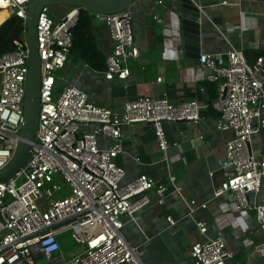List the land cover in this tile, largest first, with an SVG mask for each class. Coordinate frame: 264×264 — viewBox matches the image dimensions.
Instances as JSON below:
<instances>
[{
  "label": "built area",
  "instance_id": "built-area-1",
  "mask_svg": "<svg viewBox=\"0 0 264 264\" xmlns=\"http://www.w3.org/2000/svg\"><path fill=\"white\" fill-rule=\"evenodd\" d=\"M30 1L0 0V11L8 14L0 27L12 17L23 25L12 48L0 55V169L13 157L23 125L28 72L25 13ZM163 2L155 0L156 5ZM77 16L74 6L59 19L48 6L37 13L38 120L25 163L0 182V264H142L122 234V218L133 219L146 207L150 192L162 203L164 192L178 187L170 175L167 181L140 174L123 182L124 169L115 163L116 156L124 153L123 127L150 125L165 158L163 123L197 124L201 119L195 98L174 104L164 96L147 94L124 101L120 109L90 102L63 72ZM95 16L112 41L103 77L125 80L130 75L129 59L139 56L132 13L126 9ZM153 18L160 21L157 14ZM198 67L208 69L205 79L216 83L211 107L218 115L213 126L230 133L223 143L229 170L213 195H224L235 211L252 216L260 237L243 243L264 258V54L248 61L228 42L224 52L200 53ZM98 135L106 137L105 145H100ZM255 138L261 141L256 153L251 148ZM196 206L194 200L187 202V214ZM166 220L175 223L170 216ZM195 226L203 238L190 246L192 264H228L234 252L222 237L207 236L204 221ZM62 233L80 250L65 255L59 242Z\"/></svg>",
  "mask_w": 264,
  "mask_h": 264
},
{
  "label": "crops",
  "instance_id": "crops-1",
  "mask_svg": "<svg viewBox=\"0 0 264 264\" xmlns=\"http://www.w3.org/2000/svg\"><path fill=\"white\" fill-rule=\"evenodd\" d=\"M191 1L201 15L200 53L224 52L229 42L241 49L248 61L264 54V0ZM222 1L226 3L220 4ZM57 6L56 11L50 7L55 19L70 8ZM129 10L139 56L129 59L130 75L125 80H106L104 69L90 67L70 51L64 74L97 105L120 109L124 101L147 94L164 96L174 104L195 98L201 105V119L197 124L163 123L165 158L161 157L150 125L123 127L124 153L115 158V163L124 169L123 182L140 174L167 181L170 175L178 187V191L169 187L162 203L150 192L146 207L133 219L122 218L123 236L135 247L142 264H192L190 246L203 238L195 222L204 221L206 235L221 236L226 247L234 252L228 264H264V258L251 253L243 243L244 239L255 241L260 237L252 216L235 211L224 195H213L229 170L223 143L230 133L217 131L213 126L218 115L211 107L216 83L205 79L208 69L199 68L197 60L185 54L177 0H164L161 5H156L155 0H135ZM154 14L160 21L154 20ZM92 33L105 62L112 41L106 26L95 15ZM98 140L100 145L107 143L103 135H98ZM190 200L196 201L197 206L188 215L186 203ZM202 203L204 208L199 207ZM167 216L175 221L173 225L167 222ZM59 242L65 255L80 250L65 233L59 235Z\"/></svg>",
  "mask_w": 264,
  "mask_h": 264
},
{
  "label": "water",
  "instance_id": "water-1",
  "mask_svg": "<svg viewBox=\"0 0 264 264\" xmlns=\"http://www.w3.org/2000/svg\"><path fill=\"white\" fill-rule=\"evenodd\" d=\"M135 0H31L25 13V41L28 49V72L23 100V125L20 139L13 157L0 169V182L9 179L25 163L34 140L40 106V61L37 55L36 18L43 6H74L93 15H108L129 9ZM178 27L186 55L198 62L199 48V9L191 0H177ZM190 51V53H188Z\"/></svg>",
  "mask_w": 264,
  "mask_h": 264
},
{
  "label": "trees",
  "instance_id": "trees-1",
  "mask_svg": "<svg viewBox=\"0 0 264 264\" xmlns=\"http://www.w3.org/2000/svg\"><path fill=\"white\" fill-rule=\"evenodd\" d=\"M94 15L78 8V16L71 29L72 46L70 52L82 59L87 65L97 70L105 67L104 56L96 49L92 27ZM23 29L22 21L12 17L0 27V55L10 50L13 41L19 38Z\"/></svg>",
  "mask_w": 264,
  "mask_h": 264
},
{
  "label": "rangeland",
  "instance_id": "rangeland-1",
  "mask_svg": "<svg viewBox=\"0 0 264 264\" xmlns=\"http://www.w3.org/2000/svg\"><path fill=\"white\" fill-rule=\"evenodd\" d=\"M59 6H63V5H59ZM58 6L56 5V6H51V9H53V11H56V8H57ZM67 7V6H66ZM68 7H72V6H68ZM8 17V14L6 13V12H4V11H1L0 12V22L2 23L6 18ZM260 139L259 138H255V139H253V141H252V143H251V148H252V151L254 152V153H256L257 151H259L260 150ZM73 242V241H72ZM73 245H76L74 242L72 243ZM77 246V245H76ZM39 262H43V261H39ZM38 262V263H39Z\"/></svg>",
  "mask_w": 264,
  "mask_h": 264
},
{
  "label": "bare ground",
  "instance_id": "bare-ground-1",
  "mask_svg": "<svg viewBox=\"0 0 264 264\" xmlns=\"http://www.w3.org/2000/svg\"><path fill=\"white\" fill-rule=\"evenodd\" d=\"M1 12V11H0ZM1 23V22H0Z\"/></svg>",
  "mask_w": 264,
  "mask_h": 264
}]
</instances>
